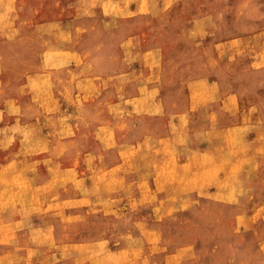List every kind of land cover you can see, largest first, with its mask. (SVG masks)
Listing matches in <instances>:
<instances>
[{"label": "rangeland", "instance_id": "1", "mask_svg": "<svg viewBox=\"0 0 264 264\" xmlns=\"http://www.w3.org/2000/svg\"><path fill=\"white\" fill-rule=\"evenodd\" d=\"M0 264H264V0H0Z\"/></svg>", "mask_w": 264, "mask_h": 264}]
</instances>
